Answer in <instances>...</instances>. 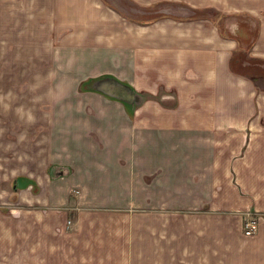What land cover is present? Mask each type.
<instances>
[{
	"label": "crops",
	"instance_id": "0c3cea01",
	"mask_svg": "<svg viewBox=\"0 0 264 264\" xmlns=\"http://www.w3.org/2000/svg\"><path fill=\"white\" fill-rule=\"evenodd\" d=\"M124 1L89 14L67 55L77 81L146 94L136 106L78 82L59 101V0H0V155L17 161L0 241L26 264H264V88L229 68L238 17L264 60V0ZM27 44L41 73L31 102Z\"/></svg>",
	"mask_w": 264,
	"mask_h": 264
},
{
	"label": "rangeland",
	"instance_id": "374dc122",
	"mask_svg": "<svg viewBox=\"0 0 264 264\" xmlns=\"http://www.w3.org/2000/svg\"><path fill=\"white\" fill-rule=\"evenodd\" d=\"M76 3V0H59V7H58V85L59 87H63V89L58 90V100L62 101L65 99L66 95H69L72 91L73 85L78 82V87H80L81 83L85 81H89V83L85 86V88L80 89L81 91H92L94 90L92 87V82L95 79L93 78H85L81 79L80 81H77V78L79 76L77 73L81 70V68L78 66L79 62L75 60H71V58H68L67 51L71 49L73 42L71 40L73 39L74 35L78 33V35H81L82 31L87 32L89 30V19L88 15H95L96 9H102L101 6H106L113 8L114 10H121L123 13L128 12L124 11L127 10V8H130L131 5H127L126 7L123 6V4H127L124 0H90L87 1L86 3V8L87 5L89 7L88 9L85 8L84 11L81 12V8H79L80 12L78 11H73L72 9L74 8L73 4ZM91 9H95L94 12H91ZM212 14L213 18H216L215 13L211 12H204L203 14ZM82 14H85L87 22H83V17ZM220 14L221 13H216ZM217 15V17H219ZM223 20L224 17H220L217 21L218 26L221 30H223ZM237 21L238 25L241 27L240 30H244L247 34V37L242 38L239 36V34L236 33V38L242 42H246L248 39H250L251 34H252V26L251 22L245 18H235ZM243 32V31H242ZM228 34L227 31H225V35ZM33 45H28L26 46V59L21 61V66L25 71V85L27 89L26 93V102H31L32 101V96L33 99H35L36 96H38L40 93L33 94V92H29L28 90L34 89L30 85L31 83L37 84L38 83V77L40 76V61L38 60L37 62L33 58ZM37 60V59H36ZM256 68V67H255ZM6 69L11 73L13 79L16 78V71H17V61H12L8 60L6 61ZM259 68H256V70H249L248 72L250 74H256V71ZM82 71V70H81ZM22 74V71H21ZM257 75V74H256ZM21 76V75H20ZM262 77V76H259ZM22 79V76H21ZM98 79V78H97ZM256 84L261 85V87L264 88V80L256 78ZM136 93V92H135ZM44 93L41 92L42 96V102L44 98ZM139 95L142 98H147V95L144 93H139ZM16 128V127H15ZM1 140H0V146H1ZM13 166L15 171H17V161L16 159H13L9 161L7 158L3 157L0 155V192L3 190H8V187H10V181L7 178L8 173L4 172V169L8 168V166ZM19 169V168H18ZM11 173V172H9ZM5 187V188H4ZM4 188V189H3ZM2 194V193H1ZM11 201L15 199V196L13 195L10 197ZM3 198H0V201H2ZM1 212V211H0ZM4 215H7L8 213L4 210ZM2 237V234H0V239ZM14 248V251L12 250ZM16 246H10V245H3V243L0 241V264H26V261L23 260H18V256L16 255Z\"/></svg>",
	"mask_w": 264,
	"mask_h": 264
},
{
	"label": "trees",
	"instance_id": "16d2710c",
	"mask_svg": "<svg viewBox=\"0 0 264 264\" xmlns=\"http://www.w3.org/2000/svg\"><path fill=\"white\" fill-rule=\"evenodd\" d=\"M204 12L201 11L199 15H204ZM242 16V15H241ZM223 18V17H222ZM243 35L242 38L247 37L246 32L242 29ZM252 34L250 39H248L245 43L237 39V48L235 52L233 53L230 62H229V68L231 71H233L235 74L247 77L254 82H256V78L264 80V60L260 58H251L248 56V50L252 45V42L255 38V29H252ZM222 34V31H221ZM224 35V33H223ZM259 68L256 71V74H250L249 70H256V68ZM262 76V77H259ZM90 81V80H89ZM89 81H85L81 83L80 89L85 88V86L89 83Z\"/></svg>",
	"mask_w": 264,
	"mask_h": 264
},
{
	"label": "water",
	"instance_id": "95a60500",
	"mask_svg": "<svg viewBox=\"0 0 264 264\" xmlns=\"http://www.w3.org/2000/svg\"><path fill=\"white\" fill-rule=\"evenodd\" d=\"M92 87L95 91L113 98L117 99L125 104H130L136 106L143 100L139 93H135L131 88L110 77H100L92 82ZM51 175L58 177L63 175V172L58 169L56 171L51 170ZM15 188V186H13Z\"/></svg>",
	"mask_w": 264,
	"mask_h": 264
},
{
	"label": "built area",
	"instance_id": "2783aa9c",
	"mask_svg": "<svg viewBox=\"0 0 264 264\" xmlns=\"http://www.w3.org/2000/svg\"><path fill=\"white\" fill-rule=\"evenodd\" d=\"M255 230V221L254 219L245 220L243 222V233L244 235H252Z\"/></svg>",
	"mask_w": 264,
	"mask_h": 264
},
{
	"label": "flooded vegetation",
	"instance_id": "af4514ba",
	"mask_svg": "<svg viewBox=\"0 0 264 264\" xmlns=\"http://www.w3.org/2000/svg\"><path fill=\"white\" fill-rule=\"evenodd\" d=\"M240 26L237 28V34H239V36H242L243 35V32H242V30H240Z\"/></svg>",
	"mask_w": 264,
	"mask_h": 264
}]
</instances>
